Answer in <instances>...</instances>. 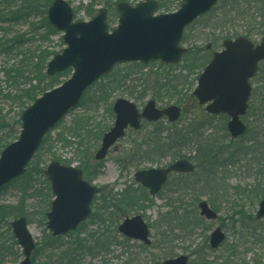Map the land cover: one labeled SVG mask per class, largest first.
I'll list each match as a JSON object with an SVG mask.
<instances>
[{
	"label": "rangeland",
	"instance_id": "1",
	"mask_svg": "<svg viewBox=\"0 0 264 264\" xmlns=\"http://www.w3.org/2000/svg\"><path fill=\"white\" fill-rule=\"evenodd\" d=\"M66 1L72 5L77 20H89L97 14L100 8L107 7L110 11V28L112 29L118 24V13L115 12L116 4H114L117 2L114 0L112 2H108L109 0ZM140 1L145 0H127L133 5ZM180 4L181 0H173L169 10L161 8L159 12H174ZM226 5L220 2L211 13L199 18L186 30L182 44L187 48L197 49L195 51L200 52V55L204 54L203 50L209 43L213 44L212 50L221 49L222 41L227 34V27L224 28V23L222 24L218 19L224 16V11H228L230 6ZM218 25L223 26L222 32ZM204 27H209V29H204ZM228 33H232V28ZM48 45L54 51L60 52L65 47L62 41V33L58 32L53 35ZM212 50L209 51L210 55ZM208 58L210 60L209 56L203 57L201 63L204 61L207 63ZM5 60L6 58L0 56V70ZM204 67L196 68L189 59L187 61L182 60L172 67L156 62L150 63L142 71L129 75L124 84L116 87V90H110L100 95L95 93L99 87L93 85L87 92L86 100L88 102L90 99L93 102L89 101L90 103L83 106L78 105L63 119L60 127L54 128L47 142V146L52 144V149L49 150L50 146H46L47 149L41 151V160L28 168L26 174L29 175V182L18 180L14 184L6 185L0 191V204L20 207L25 212L24 216L28 219L29 228L32 229L30 231L37 245L32 257L33 264H44L47 255L52 252H55L57 256H62V249L69 248L71 245L74 247V242L81 243L82 247L86 245L87 248L79 250L77 258L72 260L74 261L73 264H161L166 258H172L179 254H189L191 256L189 264H194L198 258L212 264H221L223 261L224 264L264 263V219H255L259 202L254 205L249 199L240 201L242 211L245 209L249 211L251 206H255L252 211L253 219L252 222L250 221V229L254 230L253 232L258 230L262 235H260L259 240L251 241L248 237H242L239 228L235 222L233 223V220L246 218L248 214L244 212L241 215L237 214L231 220L229 215H232L236 209L239 211V208L232 210L228 204H221L218 210V206L211 203L212 190L207 188L206 170H204V166L209 162L208 159L200 161L197 174L190 179L183 181L179 176L173 175L156 197H151L148 190L136 183L134 179V174L139 169L164 167L172 161L169 155L154 158V161L157 160V162L141 157L143 155L152 157L153 153L154 156L157 155V152L158 154L162 153L160 150L162 146L158 144V140L162 142L165 137H162L164 135L160 136V131H175L189 123H197L206 131L205 135L214 130V134L208 141L202 140L200 142L201 146H208V150L211 149L216 139L218 140L217 144H221V147L225 146L224 149L228 151H231L232 147L236 148L240 143L231 141L230 136L227 137L228 119L225 115L215 116L212 121L213 127L205 123L207 113L193 95L198 77ZM125 72H127V68L123 70L122 74ZM63 73L66 74L62 75ZM63 73L58 74L57 79L60 82L70 77L72 69ZM252 82L251 105L256 108L264 103V63L261 64L259 72ZM145 87L148 88L147 95L144 99L138 98L139 91ZM3 88L4 92L15 91L16 89L7 83H3ZM118 98L133 100L140 109L150 99H154L159 108L176 104L183 108L182 118L177 123L171 124L164 117L156 123L146 122L138 131L129 130L126 136L118 142L116 148H112L107 157L97 163L94 155L101 140L98 143H91L95 145V148L93 147L91 153L87 155L86 147L89 146L92 138L95 140L96 135L102 130L106 132L113 125L112 105ZM0 108L3 109V114L10 123L5 130H0V136L10 132L9 141L12 142L20 133L21 124H17V120H20V115L25 107L11 98L0 97ZM249 113L250 110L244 116V121L248 126L253 123V117ZM78 119L84 120L85 129L89 131L87 133L89 135H86L83 140L68 136L69 141L77 143V145L73 144L72 147H67L62 142H58L56 140L58 133ZM80 144H82L80 148L82 150L79 152L76 147ZM151 145H153L154 150L149 147ZM192 146L195 147L194 144ZM211 157L214 156L211 155ZM52 160L69 161L73 165L82 168L87 167L88 170L92 171L94 167L100 165L99 173L90 181L101 188V193L94 200L91 217L78 230L60 236L56 250L52 249L54 251L50 252L45 250L47 247L45 243L50 231L47 228V219L43 220L42 213L50 210L48 203L49 200L51 203L54 198L52 191L50 190V192L48 189L50 183L43 172ZM233 170L234 174L223 180L226 184L245 186L254 183L250 172H246L243 168H233ZM182 186L190 188V190L179 191ZM202 189H206L207 194L201 195L195 203L194 196ZM128 192L140 198L138 204L128 206L126 202L119 201L125 198ZM201 199L209 201L211 207L217 210L219 213L217 220H207L200 215L197 203ZM218 204L220 205V202ZM136 214H142L149 224L152 238L151 246H144L140 244L141 242L129 239L118 231V225L126 216ZM13 219L8 218L0 224V235L3 236L6 243L9 240V244L11 243V222ZM217 227H222L227 238L218 249H211L209 236L212 230ZM14 249H18L20 254L14 253L3 262L0 261V264H18L23 259L20 246H15ZM230 249H233L234 253Z\"/></svg>",
	"mask_w": 264,
	"mask_h": 264
},
{
	"label": "water",
	"instance_id": "2",
	"mask_svg": "<svg viewBox=\"0 0 264 264\" xmlns=\"http://www.w3.org/2000/svg\"><path fill=\"white\" fill-rule=\"evenodd\" d=\"M221 0H182L178 10L159 13L158 0L140 1L132 5L120 1L118 25L111 31L108 10L102 8L89 21H76L72 6L66 0H53L48 9L50 24L60 32L65 47L48 63L46 74H56L72 68L70 78L62 84L45 91L21 114V131L17 140L8 144L0 153V188L23 175L43 142L44 137L81 100L84 92L115 66L128 62L149 64L161 61L177 64L186 53L181 45L185 28L198 17L209 12ZM264 60V36L254 44L245 36L226 39L223 49L215 51L213 58L198 78L194 95L205 110L211 114L225 113L230 116L227 124L230 135L237 138L246 131L242 116L249 108L252 93L251 78ZM114 126L104 134L101 147L96 151L97 160L104 159L109 149L122 138L129 127L139 129L142 119L150 122L167 116L170 122L181 116V107L171 105L164 109L150 99L142 112L137 105L125 98L115 101ZM194 164L179 159L164 168H148L135 173V180L149 188L155 196L168 180L171 172L192 173ZM55 195L47 212V227L53 236L74 231L91 214V203L98 188L83 178V171L73 165L58 161L50 162L44 170ZM200 214L215 220L218 214L206 200L198 203ZM264 218V199L260 201L255 215ZM14 236L23 250L24 258L18 264H32L36 247L27 219L21 216L12 221ZM125 236L150 244V231L141 215L127 217L119 226ZM226 234L217 227L210 235V246L218 248ZM189 256L181 254L165 260L162 264H187Z\"/></svg>",
	"mask_w": 264,
	"mask_h": 264
},
{
	"label": "trees",
	"instance_id": "3",
	"mask_svg": "<svg viewBox=\"0 0 264 264\" xmlns=\"http://www.w3.org/2000/svg\"><path fill=\"white\" fill-rule=\"evenodd\" d=\"M52 1L53 0H0V56L6 58L0 70V97L11 98L25 108L45 91L61 83L57 79L59 75L54 77L46 75L47 64L57 53V51H54L52 47L48 45L50 38L58 33V31L50 25L47 19V10ZM110 1L112 2V0H109L108 2ZM118 1L122 0H114V2ZM159 1L160 8L169 10L170 3L173 0ZM221 3L230 6L228 11H224V16L221 19H218L222 24L224 23V28L227 27V34L224 38L244 35L252 40H257L264 35V0H223ZM112 9L114 12L113 7ZM221 25H218V27L221 28L220 31L222 32L224 29ZM239 26L240 28H238ZM205 28L209 29V27H204V29ZM231 28L232 33H228ZM195 50L189 48L184 55L183 60L187 61L189 59L195 64L196 68H201L209 62L207 61V63H205L204 61L201 63L202 58L205 56L211 57V55L206 48L203 50V55H200V52H196ZM146 67L147 66L138 62L117 66L112 73L103 76L94 84L99 87L95 93L101 95L105 94L107 91L114 90L116 87L124 84L129 75L142 71V69ZM168 67H172V65H168ZM126 68L127 72L122 74L123 70ZM64 74L66 73H63L62 75ZM3 83L12 85L16 88L15 91L9 90L8 92H4ZM88 90L82 97L79 106L88 104L90 103L89 101L93 102V100L90 99L86 102ZM139 92L138 98L144 99L147 95L148 88L145 87ZM249 114L253 117V123H250L246 134L239 139L230 138L231 141L240 142L236 148L232 147L231 151L224 149L225 146L221 147V144L218 145L217 139L216 142L212 144L210 150H208V146H201L200 142H202V140L208 141V139L214 134V130H211L210 133L205 135L206 131L202 126L197 123H189L175 131H160V136L164 135L162 137H165L162 139V142L161 140H158V144L162 146V149H160L162 153L158 154L157 152L156 156H154L153 153L152 157H146L145 155L141 157H145L152 162H157V160L154 161V158L156 157L167 155H169L172 160L179 158L192 159L196 163L197 170L192 175L178 174L177 176L183 181L196 175L200 167V161L202 159H208L207 161L209 162L204 166V170H206L205 176L207 178V188L212 190V196L210 197L211 203L214 205L216 204L218 210L220 209L221 204H228L232 210L239 208V211L236 209L232 215H229V219L231 220H233V216L237 214L241 215L243 212L248 214L246 218L239 217L240 219L233 220V223L235 222L237 228H239V231L243 235L242 237L245 236V238L248 237L251 241H256L261 238L260 235H262V233L258 232L257 228L256 232H253L254 230L252 231L250 229V221L252 222L253 219L252 211L255 206H249L251 208L249 211L246 209L242 211L240 201L249 199L251 203L256 205L257 202L264 199V103H261V105L256 108L251 105ZM205 116L207 118L205 123H208V126L213 127L214 124L212 121L215 116L209 114H206ZM61 123L58 124L57 128L60 127ZM9 124V121L3 114V109L0 108V130H5ZM17 124H20L19 119L17 120ZM85 128L86 126L84 125L83 119L73 121L71 125L64 127L58 133L56 140L62 142L67 147H72L73 144L77 145V143L69 141L68 136L81 138L83 140L89 132L86 131ZM104 133L105 131L102 130L94 137L95 140L92 138L89 146L86 147V155L91 153L93 147L95 148V145H92L91 143H98ZM226 134L227 137H229L228 132H226ZM49 135L50 133L44 138L42 145L39 147L29 167L34 166L35 162L37 163L38 160H41L40 156L43 149H47L48 146H50L49 150L52 149V144L47 146ZM9 138L10 132L0 136V152L8 143H10ZM193 144L195 147L192 146ZM81 147L82 144L76 147V150H79L80 152L82 150L80 149ZM149 147L152 148L151 150H154L153 145ZM211 155L214 157H211ZM62 162L71 164L69 161L65 160ZM233 168H243L246 172H250V176L253 178L254 183L245 186H232L226 184L223 180L234 174ZM83 169L85 171V176L91 180L99 173L98 170H100V165L94 167L93 171L88 170L87 167H83ZM28 176V174H25L13 180L11 183L14 184L18 180L26 182L28 181ZM3 188H0V191H2ZM48 189L49 191L51 190L50 186H48ZM187 189L190 190V188L182 186L179 191H186ZM205 190L206 189H202L194 196L195 203L201 195L207 194ZM119 201L126 202L128 206H134L139 203L140 198L137 195L128 192V195ZM218 202H220V205ZM50 205L51 203L49 200L48 206L50 207ZM24 213V210L20 207L0 204V224L5 222L8 218H17L24 215ZM42 218L43 220H46L45 212L42 213ZM59 238L60 237H53L51 233H48V240H46L45 243L47 244V247L45 250L50 252L56 250ZM10 240V244L8 243L9 240L6 243V240L0 235L1 262L6 260L8 256L12 254L14 255V253L17 255L20 254L18 249H14V247L18 245L13 233L11 234ZM81 248L86 249L87 247L86 245L82 247L81 243L74 242V247L71 245L69 248L62 249V256H57L55 252L48 254L44 264H73L74 261L72 260L77 258ZM39 250L40 248L38 249V252ZM230 250L234 253L233 249ZM86 251L89 252L88 250ZM62 260L64 261L61 262ZM194 264L212 263L198 258L194 261ZM221 264H224V261Z\"/></svg>",
	"mask_w": 264,
	"mask_h": 264
},
{
	"label": "bare ground",
	"instance_id": "4",
	"mask_svg": "<svg viewBox=\"0 0 264 264\" xmlns=\"http://www.w3.org/2000/svg\"><path fill=\"white\" fill-rule=\"evenodd\" d=\"M29 229L32 231L31 227Z\"/></svg>",
	"mask_w": 264,
	"mask_h": 264
},
{
	"label": "flooded vegetation",
	"instance_id": "5",
	"mask_svg": "<svg viewBox=\"0 0 264 264\" xmlns=\"http://www.w3.org/2000/svg\"><path fill=\"white\" fill-rule=\"evenodd\" d=\"M140 244H143V243H140ZM144 245V244H143Z\"/></svg>",
	"mask_w": 264,
	"mask_h": 264
}]
</instances>
